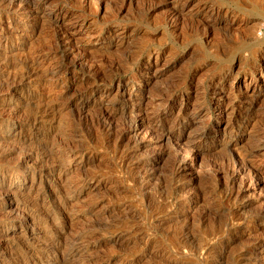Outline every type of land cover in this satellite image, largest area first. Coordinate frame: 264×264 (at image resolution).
<instances>
[{"label":"rangeland","instance_id":"obj_1","mask_svg":"<svg viewBox=\"0 0 264 264\" xmlns=\"http://www.w3.org/2000/svg\"><path fill=\"white\" fill-rule=\"evenodd\" d=\"M263 209L264 0H0V264H264Z\"/></svg>","mask_w":264,"mask_h":264},{"label":"bare ground","instance_id":"obj_2","mask_svg":"<svg viewBox=\"0 0 264 264\" xmlns=\"http://www.w3.org/2000/svg\"><path fill=\"white\" fill-rule=\"evenodd\" d=\"M8 2H9V1H8ZM11 2H12V1H11ZM9 3H10V2H9ZM9 3H8V4H9ZM28 4H29V3H28ZM32 5H33V4H32ZM59 43H60V42H59ZM28 98H29V97H28ZM31 98H33V97H30L29 99H31ZM28 101H29V100H28ZM30 101H31V100H30ZM32 102H33V100H32ZM32 102H30V103H32ZM35 102H36V101H35ZM37 102H38V101H37ZM34 104H35V103H34ZM34 104H33V107L35 108L36 105L34 106ZM164 104H165V103H164ZM166 104H167V103H166ZM31 105H32V104H31ZM38 105H39V104H38ZM38 105H37L36 107H38ZM40 108H41V107H40ZM32 109H33V108H32ZM38 109H39V108H37V111H38ZM43 109H44V108H43ZM30 110H31V109H30ZM40 110H41V109H40ZM45 110H47V107H46ZM45 110H44V111H45ZM49 110H50V109H49ZM105 110H106V109H105ZM28 111H29V110H28ZM42 111H43V110H42ZM31 112L33 113V111H31ZM38 113H39V112H38ZM44 113H45V112H44ZM48 113H49V112H48ZM110 113H111V112H110ZM28 114H29V113H28ZM34 114H35V113H34ZM40 114H41V113H40ZM42 114H43V113H42ZM32 115H33V114H32ZM36 115H39V114H36ZM108 115H111V114H109V113L106 112V111H103V112L101 113V115L98 116V119H97L98 122H102V121H104L106 118H108ZM29 116H31V114H30ZM33 116H34V115H33ZM43 116H44V114H43ZM40 117H41V116H40ZM34 118L36 119V117H34ZM35 119H33V120H34V122L36 123ZM37 119H38V118H37ZM40 119H41V118H39V120H40ZM27 120H28V119H27ZM106 120H107V119H106ZM106 120H105V122H106ZM28 121H29V120H28ZM143 121H144V120H143ZM155 121H156V120H155ZM34 122H33V124H34ZM30 123H31V121H30ZM102 124H103V123H102ZM29 125H30V124H29ZM105 125H106V124H105ZM33 127H34V126H33ZM36 127H37V126H36ZM36 127H35V128H36ZM155 127H156V126H155ZM29 128H30V127H29ZM131 128H133V127H131ZM134 128H135V127H134ZM162 128H163V127H162ZM164 128H165V127H164ZM30 129H31V128H30ZM165 129H166V128H165ZM153 130H156V129H153ZM166 130H167V129H166ZM32 131H33V130H32ZM202 131H203V130H202ZM202 131H201V132H202ZM155 132H156V131H155ZM170 132H172V131H170ZM160 134H161V133H160ZM198 134H199V133H198ZM162 135H163V134H162ZM162 135H160V136H162ZM203 135H204V134H203ZM203 135H202V136H203ZM166 136H167V135H166ZM169 136H170V135H169ZM26 137H27V136H26ZM204 137H205V136H204ZM24 138H25V137H24ZM164 138H165V137H164ZM167 138H168V136H167ZM201 138H202V137H201ZM170 139H171V138H170ZM25 140H26V138H25ZM167 140H169V138H168ZM26 141H27V140H26ZM259 142H260V141H259ZM194 143H195V142H194ZM225 143L227 144V142H225ZM30 144H31V143H30ZM261 144H263V142H262ZM23 145H26V144L24 143ZM191 145H192V144H191ZM221 145H222V144H221ZM259 145H260V143H259ZM224 146H225V145H224ZM221 147H222V146H221ZM225 147H226V146H225ZM225 147L222 148V149H225ZM226 149H227V147H226ZM211 151H212V150H211ZM226 151H228V150H226ZM251 153H252V152H251ZM248 154H249V153H248ZM252 154H253V153H252ZM231 155H233V154H231ZM48 156H49V155H48ZM227 157H229V156H227ZM232 157H233V156H232ZM28 158H29V157H28ZM48 158H49V157H48ZM226 159H227V158H226ZM236 159H237V158H234L235 161H236ZM239 159H240V158H239ZM239 159H238V161H239ZM246 159H247V158H246ZM229 160H232V158L229 159ZM241 160H242V162H243V164H244V162H245V161H244V158H242ZM247 160H248V159H247ZM178 162H179V161H178ZM226 162H227V160H226ZM239 162H240V161H239ZM242 162H241V163H242ZM246 162H248V161H246ZM246 162H245V164H247ZM175 163H176V162H175ZM183 163H184V162H183ZM227 163H228V162H227ZM178 164H179V163H178ZM180 164H181V162H180ZM180 164H179V165H180ZM245 164H244V165H245ZM249 164H250V163H249ZM246 166H248V165H246ZM252 166H253V165H252ZM252 166H251V168H252ZM176 167H177V166L174 165V169H175ZM183 167H184V166H183ZM253 167H254V166H253ZM177 168H178V167H177ZM181 168H182V167H181ZM217 168H218V166H217ZM222 168H223V169H222ZM213 169H214V167H213ZM221 169H222V171H223V170L225 171L224 167H221ZM243 169H244V168H243ZM247 169H248V168H247ZM31 170H32V169H31ZM176 170H177V169H176ZM245 170H246V169H245ZM254 170H256V169H254ZM219 171H220L219 169H215L214 172H215V173H220ZM226 171H228V170L226 169ZM249 171H250V166H249ZM28 172H29V171H28ZM255 172H256V171H255ZM227 173H228V172H227ZM234 173H235V171H234L233 173H231V174L234 175ZM250 173H251V171H250ZM253 173H254V172H253ZM235 174H236V173H235ZM254 174H255V173H254ZM223 175H224V174H223ZM225 175H227L226 172H225ZM233 175H231V176H233ZM233 177H234V176H233ZM233 177H231V178H233ZM233 179H234V178H233ZM235 179H236V178H235ZM231 181H232V180H231ZM233 182H234V181H233ZM233 182H232V183H233ZM260 210H262V209H260ZM263 210H264V209H263ZM257 211H259V209H258ZM259 213H260V212H259ZM256 214H257V213H256ZM262 215H263V214H262ZM262 217H263V216H262ZM29 219H30V218H29ZM263 220H264V219H263ZM79 239H80V238H79ZM48 240H49V239H48ZM48 240H47V241H48ZM178 240H179V239H178ZM187 240H188V239H187ZM192 240H193V239H192ZM192 240H190V243H192ZM79 241H80V240H79ZM48 242H51V241H48ZM77 242H78V241H77ZM77 242H76V243H77ZM179 242L181 243L182 241L180 240ZM186 242H188V241H186ZM76 243H75V244H76ZM177 243H178V242H177ZM177 243H176V244H177ZM184 243H185V241H184ZM184 243H181V245H182V244L184 245ZM190 243H189V244H190ZM187 244H188V243H187ZM181 245H179V246H181ZM185 245H186V244H185ZM187 246H189V245H187ZM187 246H186V247H187ZM53 247H54V246H53ZM182 247H183V246H182ZM256 247H257V246H256ZM183 248H184V247H183ZM179 249H180V247H179ZM181 249H182V248H181ZM213 250H214V249H213ZM208 251H209V250H208ZM209 252H210V251H209ZM211 252H213V251H211Z\"/></svg>","mask_w":264,"mask_h":264}]
</instances>
